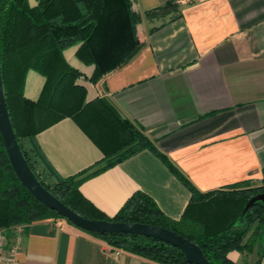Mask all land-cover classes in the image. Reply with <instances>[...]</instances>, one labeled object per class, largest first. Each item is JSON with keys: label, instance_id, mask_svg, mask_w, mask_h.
Masks as SVG:
<instances>
[{"label": "crops", "instance_id": "crops-1", "mask_svg": "<svg viewBox=\"0 0 264 264\" xmlns=\"http://www.w3.org/2000/svg\"><path fill=\"white\" fill-rule=\"evenodd\" d=\"M131 1L140 15L142 48L128 63L93 85L87 79L94 67L77 59L78 45L62 52L82 74L87 101L105 99L199 195L241 183L238 189L263 186L264 0ZM43 84L41 75L28 71L24 97L36 101ZM25 142L48 182L83 174L80 193L108 217L135 192L172 220L187 211L190 219L216 225L234 215L214 194L190 204L189 189L149 150L99 171L102 152L70 118ZM21 225L20 264H159L113 249L63 219ZM255 254L231 251L228 257L254 264Z\"/></svg>", "mask_w": 264, "mask_h": 264}, {"label": "trees", "instance_id": "trees-1", "mask_svg": "<svg viewBox=\"0 0 264 264\" xmlns=\"http://www.w3.org/2000/svg\"><path fill=\"white\" fill-rule=\"evenodd\" d=\"M0 0V71L6 107L20 150L41 185L56 199L91 220L140 223L173 231L195 243L210 264H237L231 251H250L252 243L264 229V212L253 206L243 225L235 226L248 200L264 192L263 186L245 188L243 183L231 191L197 194L152 142L129 121L123 119L103 98L87 101V91L80 83L82 74L63 57V50L78 45L76 57L93 65L87 79L97 84L108 74L128 63L142 48L137 36L140 15L131 0ZM44 78L36 101L24 97L28 71ZM64 118L76 125L100 149L110 168L142 150H149L189 189L190 204L202 202L208 195L222 200L224 211L235 210L229 221L211 224L206 219L179 220L166 217L142 192L132 194L113 217L97 210L79 191L84 178L74 175L48 182L37 170L36 152L23 147V141ZM237 189V190H236ZM187 210V209H186ZM63 219L33 198L22 186L9 163L0 136V229L30 224L45 219ZM71 224V223H70ZM113 249L121 250L159 264H189L181 251L169 244L128 234H93ZM264 246L254 264H260Z\"/></svg>", "mask_w": 264, "mask_h": 264}, {"label": "water", "instance_id": "water-1", "mask_svg": "<svg viewBox=\"0 0 264 264\" xmlns=\"http://www.w3.org/2000/svg\"><path fill=\"white\" fill-rule=\"evenodd\" d=\"M0 136L12 167L13 172L22 186L49 210L55 211L72 225L93 234H128L144 236L169 244L181 251L189 264H210L201 249L190 240L168 229L140 223L109 222L104 220L86 219L68 208L52 194H50L37 179L28 166L19 144L15 138L14 130L6 107L2 76L0 71ZM255 205L261 206L264 212V192L251 197L244 206L235 226L244 223L247 212Z\"/></svg>", "mask_w": 264, "mask_h": 264}, {"label": "built area", "instance_id": "built-area-1", "mask_svg": "<svg viewBox=\"0 0 264 264\" xmlns=\"http://www.w3.org/2000/svg\"><path fill=\"white\" fill-rule=\"evenodd\" d=\"M21 230L22 225H14L9 233L0 230V264H20Z\"/></svg>", "mask_w": 264, "mask_h": 264}, {"label": "rangeland", "instance_id": "rangeland-1", "mask_svg": "<svg viewBox=\"0 0 264 264\" xmlns=\"http://www.w3.org/2000/svg\"><path fill=\"white\" fill-rule=\"evenodd\" d=\"M22 144H23V147L27 148V144H26L25 141H23ZM19 225H21V224H19ZM13 226H10L8 228H1L0 230H4V231L6 230L5 232L9 233V231L11 230V227H13ZM263 246H264V234L263 235L259 234L258 239L252 243L251 250L250 251H245V255L248 254L249 255L248 258L249 257L251 258V256H255L256 255L255 254L256 252L260 253Z\"/></svg>", "mask_w": 264, "mask_h": 264}]
</instances>
